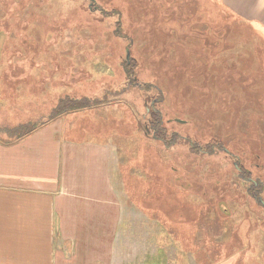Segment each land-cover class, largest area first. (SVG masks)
<instances>
[{
	"label": "rangeland",
	"instance_id": "374dc122",
	"mask_svg": "<svg viewBox=\"0 0 264 264\" xmlns=\"http://www.w3.org/2000/svg\"><path fill=\"white\" fill-rule=\"evenodd\" d=\"M241 4L0 0V141L97 143L113 264H264V10Z\"/></svg>",
	"mask_w": 264,
	"mask_h": 264
},
{
	"label": "crops",
	"instance_id": "0c3cea01",
	"mask_svg": "<svg viewBox=\"0 0 264 264\" xmlns=\"http://www.w3.org/2000/svg\"><path fill=\"white\" fill-rule=\"evenodd\" d=\"M227 1L247 3L233 9L241 17L264 10V0ZM96 145L54 125L0 141V264L114 263L113 180Z\"/></svg>",
	"mask_w": 264,
	"mask_h": 264
},
{
	"label": "trees",
	"instance_id": "16d2710c",
	"mask_svg": "<svg viewBox=\"0 0 264 264\" xmlns=\"http://www.w3.org/2000/svg\"><path fill=\"white\" fill-rule=\"evenodd\" d=\"M70 100H68V101H70ZM71 102L72 103H70V105H78L81 103L80 106H86V107H92L93 106V100L89 99V98H85L83 100L82 99H80V100L75 99ZM63 107H65V106H63V104L59 103L57 105V114H55L54 116H52V115L51 116L54 118V117H57L58 115L60 116L63 113H65L66 109H63ZM32 130H33V128L27 130L24 125H18L16 127H14V129L11 131H14V136H17V138H19V137H23V136L29 134Z\"/></svg>",
	"mask_w": 264,
	"mask_h": 264
},
{
	"label": "water",
	"instance_id": "95a60500",
	"mask_svg": "<svg viewBox=\"0 0 264 264\" xmlns=\"http://www.w3.org/2000/svg\"><path fill=\"white\" fill-rule=\"evenodd\" d=\"M126 57L128 58V52H127V55H126ZM177 121H179L180 122V120H177ZM182 122V121H181ZM260 202H261V204L264 206V201H262V199H260Z\"/></svg>",
	"mask_w": 264,
	"mask_h": 264
},
{
	"label": "flooded vegetation",
	"instance_id": "af4514ba",
	"mask_svg": "<svg viewBox=\"0 0 264 264\" xmlns=\"http://www.w3.org/2000/svg\"><path fill=\"white\" fill-rule=\"evenodd\" d=\"M256 185H257V184H255V186H256ZM255 198H256V197H255ZM260 199H261V198H257V200H258L259 202H260ZM260 203H261V202H260Z\"/></svg>",
	"mask_w": 264,
	"mask_h": 264
}]
</instances>
